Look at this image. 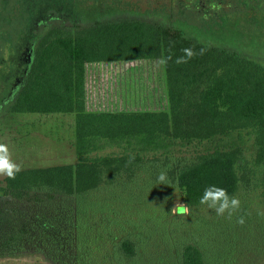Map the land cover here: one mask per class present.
Here are the masks:
<instances>
[{"label": "trees", "instance_id": "1", "mask_svg": "<svg viewBox=\"0 0 264 264\" xmlns=\"http://www.w3.org/2000/svg\"><path fill=\"white\" fill-rule=\"evenodd\" d=\"M68 8L63 0H0L1 63L13 68L11 84L24 76L0 107L74 115L76 151L74 164L5 177L0 259L255 264L264 254V65L158 20L84 22ZM209 185L240 200L231 219L199 203ZM174 190L186 215L171 213Z\"/></svg>", "mask_w": 264, "mask_h": 264}, {"label": "rangeland", "instance_id": "2", "mask_svg": "<svg viewBox=\"0 0 264 264\" xmlns=\"http://www.w3.org/2000/svg\"><path fill=\"white\" fill-rule=\"evenodd\" d=\"M63 1L69 6L64 12L84 22L122 14L147 17L178 28L200 44L231 49L264 65V0ZM1 62L0 55V105L13 85V68ZM0 143L7 145L11 159L21 169L74 164V115H11L0 107ZM4 179L0 177V185ZM178 204L185 205L179 190H174L169 203L174 215H178L174 208ZM263 255L255 264H264ZM0 264L52 263L39 255L26 254L0 259Z\"/></svg>", "mask_w": 264, "mask_h": 264}, {"label": "clouds", "instance_id": "3", "mask_svg": "<svg viewBox=\"0 0 264 264\" xmlns=\"http://www.w3.org/2000/svg\"><path fill=\"white\" fill-rule=\"evenodd\" d=\"M190 56L191 53L189 52V57ZM167 59L166 57L160 58L158 61L159 66L166 67ZM21 170V166L11 159V154L7 145L0 143V177L15 179L16 174ZM157 180L160 184H165L168 180L167 172L160 171ZM199 203L201 205H207L217 216H224V214L227 213L228 219H231L233 214L239 211L241 207V202L236 196L230 197L225 189L216 185H209L204 189ZM174 208H178V210L184 214L189 211L187 205L183 204H178ZM237 223L242 225L244 223V217H239Z\"/></svg>", "mask_w": 264, "mask_h": 264}, {"label": "water", "instance_id": "4", "mask_svg": "<svg viewBox=\"0 0 264 264\" xmlns=\"http://www.w3.org/2000/svg\"><path fill=\"white\" fill-rule=\"evenodd\" d=\"M35 58V42H32L26 53V70L25 75H27L30 71L31 66L33 65ZM24 85V77L17 81L15 87L10 91L9 95L6 99H10L16 95V93L22 88Z\"/></svg>", "mask_w": 264, "mask_h": 264}, {"label": "flooded vegetation", "instance_id": "5", "mask_svg": "<svg viewBox=\"0 0 264 264\" xmlns=\"http://www.w3.org/2000/svg\"><path fill=\"white\" fill-rule=\"evenodd\" d=\"M24 74H25V71H24ZM23 77H24V76H21V78H23ZM17 81H18L17 79L14 80V84H13V86H12V89L15 87ZM4 103H5V101H4Z\"/></svg>", "mask_w": 264, "mask_h": 264}, {"label": "crops", "instance_id": "6", "mask_svg": "<svg viewBox=\"0 0 264 264\" xmlns=\"http://www.w3.org/2000/svg\"><path fill=\"white\" fill-rule=\"evenodd\" d=\"M74 121H75V118H74Z\"/></svg>", "mask_w": 264, "mask_h": 264}]
</instances>
